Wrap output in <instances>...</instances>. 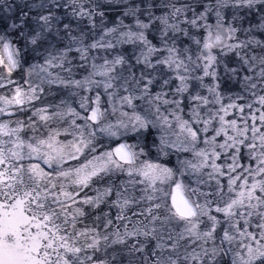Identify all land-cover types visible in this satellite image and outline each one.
Returning a JSON list of instances; mask_svg holds the SVG:
<instances>
[{
  "label": "snow or ice",
  "instance_id": "snow-or-ice-1",
  "mask_svg": "<svg viewBox=\"0 0 264 264\" xmlns=\"http://www.w3.org/2000/svg\"><path fill=\"white\" fill-rule=\"evenodd\" d=\"M0 264H264V0H0Z\"/></svg>",
  "mask_w": 264,
  "mask_h": 264
}]
</instances>
